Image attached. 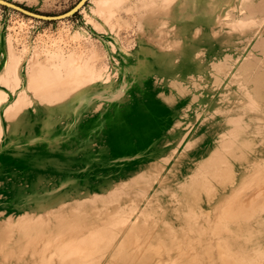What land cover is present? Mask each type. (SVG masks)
Here are the masks:
<instances>
[{
  "label": "rangeland",
  "instance_id": "374dc122",
  "mask_svg": "<svg viewBox=\"0 0 264 264\" xmlns=\"http://www.w3.org/2000/svg\"><path fill=\"white\" fill-rule=\"evenodd\" d=\"M0 264H264V0L0 4Z\"/></svg>",
  "mask_w": 264,
  "mask_h": 264
},
{
  "label": "water",
  "instance_id": "95a60500",
  "mask_svg": "<svg viewBox=\"0 0 264 264\" xmlns=\"http://www.w3.org/2000/svg\"><path fill=\"white\" fill-rule=\"evenodd\" d=\"M85 2V0H79L78 3L73 6L70 10L62 13V14H58V15H42V14H38L32 11H29L17 4H14L12 2L6 1V0H0V4L6 5L8 7H11L13 9H16L24 14L30 15L32 17H36V18H40V19H60L63 17H66L70 14H72L73 12H75L83 3Z\"/></svg>",
  "mask_w": 264,
  "mask_h": 264
}]
</instances>
